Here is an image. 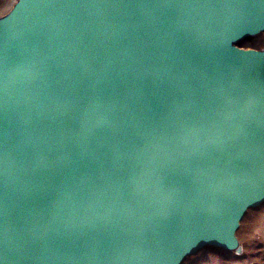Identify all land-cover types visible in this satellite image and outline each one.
Here are the masks:
<instances>
[{
  "label": "water",
  "instance_id": "obj_1",
  "mask_svg": "<svg viewBox=\"0 0 264 264\" xmlns=\"http://www.w3.org/2000/svg\"><path fill=\"white\" fill-rule=\"evenodd\" d=\"M264 0H15L0 16V264H181L264 203Z\"/></svg>",
  "mask_w": 264,
  "mask_h": 264
},
{
  "label": "bare ground",
  "instance_id": "obj_2",
  "mask_svg": "<svg viewBox=\"0 0 264 264\" xmlns=\"http://www.w3.org/2000/svg\"><path fill=\"white\" fill-rule=\"evenodd\" d=\"M4 3L6 0H0V6ZM259 35H264V31ZM253 38L254 36L245 38L242 43ZM260 46H263L260 49L264 48V45ZM235 237L238 241L235 248L225 249L215 257L208 256L206 261H211V264H264V203L246 211ZM197 258L196 261L200 264L208 263H201L200 258L204 259L203 257Z\"/></svg>",
  "mask_w": 264,
  "mask_h": 264
},
{
  "label": "rangeland",
  "instance_id": "obj_3",
  "mask_svg": "<svg viewBox=\"0 0 264 264\" xmlns=\"http://www.w3.org/2000/svg\"><path fill=\"white\" fill-rule=\"evenodd\" d=\"M14 1L15 0H6V3H4L2 6H0V16H2L3 14H5L6 12H8L10 10ZM241 44H242V46H245V47H253V48L263 47L260 45H264V35L254 36V38L252 40H247L246 42H244V44L243 43H241ZM224 250L225 249L219 248V247L206 246V247L202 248L201 250H199L196 254L188 256L182 262V264H200V263H198V261H196L197 257H203L204 259L200 258V261H202L201 263H203V261L207 260L208 256H209V258L215 257L216 255L223 252ZM192 259H193V261H191ZM206 262H208V263H205V264H211V261H206Z\"/></svg>",
  "mask_w": 264,
  "mask_h": 264
}]
</instances>
